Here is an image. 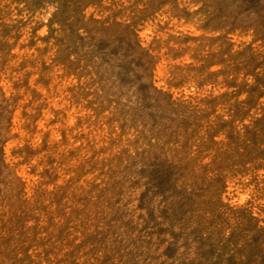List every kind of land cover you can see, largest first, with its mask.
I'll list each match as a JSON object with an SVG mask.
<instances>
[{
  "label": "rangeland",
  "instance_id": "obj_1",
  "mask_svg": "<svg viewBox=\"0 0 264 264\" xmlns=\"http://www.w3.org/2000/svg\"><path fill=\"white\" fill-rule=\"evenodd\" d=\"M0 264H264V0H0Z\"/></svg>",
  "mask_w": 264,
  "mask_h": 264
}]
</instances>
